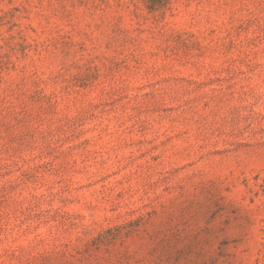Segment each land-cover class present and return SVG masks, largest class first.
<instances>
[{
	"label": "rangeland",
	"instance_id": "obj_1",
	"mask_svg": "<svg viewBox=\"0 0 264 264\" xmlns=\"http://www.w3.org/2000/svg\"><path fill=\"white\" fill-rule=\"evenodd\" d=\"M0 264H264V0H0Z\"/></svg>",
	"mask_w": 264,
	"mask_h": 264
}]
</instances>
